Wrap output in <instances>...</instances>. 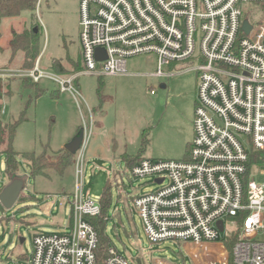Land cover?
<instances>
[{
  "label": "built area",
  "instance_id": "built-area-1",
  "mask_svg": "<svg viewBox=\"0 0 264 264\" xmlns=\"http://www.w3.org/2000/svg\"><path fill=\"white\" fill-rule=\"evenodd\" d=\"M263 3L80 0L79 73L49 75L38 60L32 70H0V76H27L35 82L49 78L77 99L78 77L127 74L134 57L154 56L158 77L176 74L165 70L174 64L196 60L199 81L189 157L136 164L132 176L153 177L158 188L134 197V206L152 244L182 243L196 260L203 252L207 258L200 264H264V18L260 7L250 9ZM250 12L247 35L244 15ZM100 49L104 52L98 58ZM92 130L90 112L76 153L77 189L68 198L72 231L37 235L29 264H132L115 247L100 261V238L87 220L101 213L100 203L80 194Z\"/></svg>",
  "mask_w": 264,
  "mask_h": 264
},
{
  "label": "rangeland",
  "instance_id": "rangeland-1",
  "mask_svg": "<svg viewBox=\"0 0 264 264\" xmlns=\"http://www.w3.org/2000/svg\"><path fill=\"white\" fill-rule=\"evenodd\" d=\"M257 7L252 5L250 9ZM247 15L253 16L251 12ZM261 15L264 18L263 11ZM37 16L42 30L40 59L43 71L49 75L55 73L51 68L54 59L71 58L78 62L81 57L80 0H43L39 12L37 8ZM10 26V21L4 20L1 27L0 70L5 62H8V69L23 70L20 68L22 54H17L12 62L9 59ZM16 27L21 29L20 25ZM127 64L128 73L124 75L78 77L74 88L81 95L77 99L70 92H62L49 78L40 81L39 93L37 88L23 85L22 81L29 82L32 78L12 77L10 92L3 98L2 120L10 123L23 115L14 149L19 153L40 154L45 149L59 151L83 135L84 124L90 123L91 112L93 130L84 149L87 168L80 194L100 203L109 180L113 181L117 175L107 228L116 249L132 264H139L140 257L141 264H157L158 261L200 264L207 258L203 252L196 260L182 243L152 244L149 241L133 198L156 190L158 186L153 177L132 176L123 159L125 155L139 154L144 133L150 139L143 153L146 159H184L189 146L186 143L194 138V102L199 81L196 60L168 67L165 69L168 73L177 71L170 77L154 75L157 66L152 55L131 58ZM100 84L107 99L104 103L98 95ZM19 162L21 172L31 171L25 159L20 158ZM8 180L5 157L0 155V188ZM63 188L68 194H60ZM76 189L75 168L63 178L53 172L49 177H31L21 196L25 200L11 210L0 211V217L11 218L8 224L0 223V264H29L20 256H31L37 235L71 232L68 198ZM120 194L122 197L118 200ZM44 201H56L57 205L46 209L42 207Z\"/></svg>",
  "mask_w": 264,
  "mask_h": 264
},
{
  "label": "trees",
  "instance_id": "trees-1",
  "mask_svg": "<svg viewBox=\"0 0 264 264\" xmlns=\"http://www.w3.org/2000/svg\"><path fill=\"white\" fill-rule=\"evenodd\" d=\"M38 0H0V38L2 37L1 27L4 20H9L11 23V39L9 41L12 62L17 54H22L23 58L20 64V68L23 70L34 69L38 60H40L41 66V39L42 30L41 25L37 16ZM264 12V3L258 5ZM248 15H244V19H248ZM20 25L21 29L16 26ZM65 62L67 66L65 65ZM51 68L55 74L70 77L74 74L79 73L82 70L81 57L78 62L73 61L71 58L67 60H56L54 59L51 63ZM8 69V68H7ZM11 78H3L0 76V155H4L6 161V175L9 179L11 173H23L21 172L19 159L23 158L30 164V170L33 172V178L43 176L49 177V173L53 172L59 177H65L69 170L76 168V154L69 152L66 149L59 151L49 152L45 149L42 153L37 154L36 152L19 153L14 149V141L17 133L19 124L24 120L22 115L18 120L10 123H5L2 120L3 113V98L10 92L12 85ZM33 80V79H32ZM30 80L22 81L24 86L37 88L39 93V83ZM76 82V81H75ZM99 98L102 103L107 99L103 96L101 84L99 86ZM148 134L144 133L142 138L141 150L136 156H123L129 171L142 160L146 159L143 153L149 144ZM190 145L187 148V153L184 159L189 157ZM117 175L113 181L108 182L105 187L103 194L100 198L101 213L96 217H88L87 220L94 226L98 232L100 238V245L98 249V256L100 261L106 256L109 248L115 247L109 234L107 233L108 228V211L111 209L113 204V189L117 185ZM3 188H0V192ZM62 195L68 194L66 189L63 188ZM122 195L118 196L120 200ZM25 200L23 197L20 201ZM0 211L4 212L5 209L0 204ZM10 217H0V223L8 224ZM70 223L73 224V216L70 215ZM228 249L232 250V243H226ZM116 248V247H115ZM29 261V256L23 255ZM138 263L141 264V257L138 258Z\"/></svg>",
  "mask_w": 264,
  "mask_h": 264
},
{
  "label": "water",
  "instance_id": "water-1",
  "mask_svg": "<svg viewBox=\"0 0 264 264\" xmlns=\"http://www.w3.org/2000/svg\"><path fill=\"white\" fill-rule=\"evenodd\" d=\"M243 30L248 35L252 30V25L246 19L243 23ZM104 52L103 50H98V58H100V54ZM82 144V135L76 137L72 140L65 149L69 152L76 154ZM33 176V172L30 171L25 173H11L9 175V180L7 184L3 187L2 191L0 192V204L5 210H11L13 207L19 202L29 179ZM158 183H161L162 180H157ZM221 231H223V222L218 223Z\"/></svg>",
  "mask_w": 264,
  "mask_h": 264
},
{
  "label": "crops",
  "instance_id": "crops-1",
  "mask_svg": "<svg viewBox=\"0 0 264 264\" xmlns=\"http://www.w3.org/2000/svg\"><path fill=\"white\" fill-rule=\"evenodd\" d=\"M10 59V58H9ZM9 61V60H8ZM7 66H8V62H5V66H3V67H1V69L2 70H6L7 69ZM165 87V86H164ZM194 110H195V102H194ZM190 143H191V141L189 142V140H188V142L186 143L187 145H190ZM68 145V144H67ZM66 145V146H67ZM65 146V147H66ZM65 147L63 148V149H65ZM154 160H157V159H154ZM49 198V197H48ZM55 203H56V205H57V202L56 201H54L53 203L52 202H46V201H44V202H42V207H44V208H46V209H48V206H51V205H55ZM45 210V209H44ZM71 215V214H70ZM21 256H23V254L21 255ZM21 256H20V258H21ZM22 258H24V257H22ZM25 259V258H24Z\"/></svg>",
  "mask_w": 264,
  "mask_h": 264
}]
</instances>
